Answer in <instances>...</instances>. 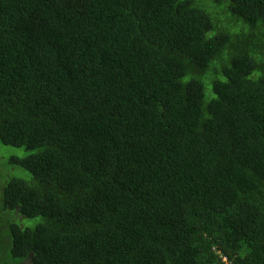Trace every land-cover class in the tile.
<instances>
[{
  "label": "trees",
  "instance_id": "trees-1",
  "mask_svg": "<svg viewBox=\"0 0 264 264\" xmlns=\"http://www.w3.org/2000/svg\"><path fill=\"white\" fill-rule=\"evenodd\" d=\"M0 142L5 264H264V0H0Z\"/></svg>",
  "mask_w": 264,
  "mask_h": 264
},
{
  "label": "rangeland",
  "instance_id": "rangeland-1",
  "mask_svg": "<svg viewBox=\"0 0 264 264\" xmlns=\"http://www.w3.org/2000/svg\"><path fill=\"white\" fill-rule=\"evenodd\" d=\"M27 150L23 147H15L12 145H5L0 142V178L7 175V176H22L25 178H30L31 174L18 166L14 165H6V161L8 164L9 158L11 156H17L19 158L23 157L27 152ZM7 231L2 230L1 231V236H0V242L2 241H7L9 238L5 236ZM9 254L8 251H3L2 250V244L0 243V264H5L9 262Z\"/></svg>",
  "mask_w": 264,
  "mask_h": 264
},
{
  "label": "clouds",
  "instance_id": "clouds-1",
  "mask_svg": "<svg viewBox=\"0 0 264 264\" xmlns=\"http://www.w3.org/2000/svg\"><path fill=\"white\" fill-rule=\"evenodd\" d=\"M6 163H7V161H6ZM5 176H7V175H5ZM10 176V175H9Z\"/></svg>",
  "mask_w": 264,
  "mask_h": 264
}]
</instances>
